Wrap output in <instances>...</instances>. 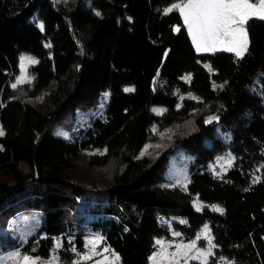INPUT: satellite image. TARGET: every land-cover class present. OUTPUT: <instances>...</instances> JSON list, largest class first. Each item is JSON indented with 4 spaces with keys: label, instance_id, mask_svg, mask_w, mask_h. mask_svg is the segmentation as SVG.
Listing matches in <instances>:
<instances>
[{
    "label": "trees",
    "instance_id": "trees-1",
    "mask_svg": "<svg viewBox=\"0 0 264 264\" xmlns=\"http://www.w3.org/2000/svg\"><path fill=\"white\" fill-rule=\"evenodd\" d=\"M177 1L77 0L65 11L54 0H0V223L19 210L40 213L25 253L49 258L55 237L64 244L73 237L81 251L88 227L120 257L115 264H150L155 239L170 235L160 220L170 214L188 219L189 228H181L187 236L197 218L208 220L216 258L264 264V20L248 21L242 58L199 54L179 11L163 12ZM35 11L42 31L31 20ZM22 52L37 58L27 84L49 91L45 105L24 101L21 89L9 86ZM257 76L261 93L249 89ZM174 89L200 100L183 99L179 107ZM107 90L102 115L86 130L69 139L52 132L76 109L95 108ZM152 106L165 112L152 114ZM212 112L217 119L203 122ZM154 124L180 130L139 157ZM178 149L193 159L186 191L162 185ZM226 150L235 161L216 176L208 163ZM194 196L222 213L195 211Z\"/></svg>",
    "mask_w": 264,
    "mask_h": 264
},
{
    "label": "rangeland",
    "instance_id": "rangeland-1",
    "mask_svg": "<svg viewBox=\"0 0 264 264\" xmlns=\"http://www.w3.org/2000/svg\"><path fill=\"white\" fill-rule=\"evenodd\" d=\"M56 4L60 5L65 11H68L77 0H54ZM255 2V0H253ZM179 3L178 2H172L169 5L165 6L163 8V12L166 13V10L171 8L174 4ZM89 5V2H86V6ZM168 13V12H167ZM31 20L34 22V24L41 29V20L39 19V13L36 11L33 14ZM175 29H178V27H175ZM43 28L41 29V31ZM189 34V32H188ZM81 36L84 35V33H80ZM190 36V34H189ZM190 39L192 41V38L190 36ZM45 47H49V44L45 41L44 42ZM196 50V49H195ZM197 52V50H196ZM197 53H210V52H197ZM214 53V52H211ZM23 57H30L37 61V58L31 54L22 52L19 54L18 57V68L19 72L18 74L9 82V86L14 90V92H17V90L21 89L22 94L19 97H22L24 101L30 102V103H36V104H43L45 105V99L46 95L48 94V90H40V91H34L31 90L28 87L27 83L19 84L15 89L12 87L13 84L17 82L18 79H20L23 75H27L28 80L31 82L33 79V75L30 72L29 68L33 66L36 63L29 64L27 62H24L23 68H22V58ZM202 66L209 72L213 73L214 70L212 69L211 65L208 62H203ZM186 77L191 78L190 73H184L182 76V79L186 82H189L190 80L186 79ZM260 76H257L253 84L249 87L250 91H256L258 93H261V85H260ZM29 83V82H28ZM214 86L216 83H214ZM134 89L132 85H125L123 87V90L125 92L126 89ZM173 93L178 96L179 104L178 106L182 105L183 99H192L194 101H199V97L195 95L192 92H179L178 89H174ZM20 98V99H22ZM109 98V91L102 92L100 96V101L98 105L95 108H90L87 110H81L76 109L74 112L73 117L65 116L60 123L56 124L52 132L55 135L62 136L66 139L69 138H75L79 135L80 130L84 129L86 130L91 121L98 116L102 115V112L106 106V102ZM262 104L264 106V99L262 100ZM150 112L155 115H162L165 110L162 107L159 106H152L150 108ZM210 117H216L217 115L215 112L209 113L205 116L203 119V122H208ZM216 120V119H215ZM213 121V120H212ZM188 126V125H187ZM191 129V128H190ZM189 129V130H190ZM0 130L3 131L2 124L0 122ZM180 130V127L169 125V126H159L157 124H154L150 127V135L152 136L151 140L147 141L144 147L139 152V157L143 154L149 153L152 148L158 149L162 146L166 145L169 140L171 139L172 134L176 131ZM215 133L219 135L222 139L229 142L231 140V134L229 131H223L219 127L215 128ZM2 135H0L1 137ZM147 149V151H145ZM100 152H103L102 150ZM231 160L233 162L235 161L234 155L229 151L226 150L218 155H216L211 162L208 163V169L216 176H222V174L231 166L228 165V161ZM193 163V159L191 156L185 154L181 149H178L174 153L171 154L168 161L167 170L164 176V182L162 185L166 187H178L181 190L186 191L187 185L189 183V175H190V168L191 164ZM14 189V188H13ZM12 189V190H13ZM197 205L200 206V210H197ZM192 206L195 211L201 212L205 206H207L211 211H216V208L222 209L218 204H208L205 205L201 201L197 199L196 196H194L192 200ZM5 207L4 209H6ZM162 222H164L170 231V235L167 239L163 238H157L155 239V252L151 255L153 257L156 255L160 249L161 245L157 242L160 241L163 243L164 246L167 248V252L169 254L176 252V246L177 245H187L192 242H195L198 249L207 251L208 248V239L205 238L202 234L204 232V229L207 227L209 229V236L212 240L211 230L212 226L211 223L206 220L205 218L199 217L197 218V229L194 235L187 236V231H183L181 228H189V221L187 218L182 216H173L170 214L163 215L160 219ZM41 222L40 213L37 211H31V212H25V211H16L12 216L8 217L5 222L0 223V264H3L4 261H6L9 257L19 254L20 257L23 256H30L37 260V264H114L117 261H114L113 251L109 249L106 245L102 243V238L100 234L97 231H93L89 229L88 227L84 228V239H83V245L81 246V251L77 250V244L76 241L71 237L70 239H67V243L64 244L63 239L61 237H55L53 241V248L51 256L47 259L40 258L38 256H32L23 250L22 246L25 243H28V240L35 235V232L37 228H39ZM179 235H176V234ZM197 237H200V239H197ZM96 238H99V243L95 245L96 252L95 254H92L90 252V249L93 247L88 243L89 240H94ZM212 244L215 245L212 241ZM59 245V247L57 246ZM215 247H213L212 252L213 255L208 257V264H230V260L224 259V258H216L215 257ZM69 249V252H72L74 254L73 258L71 259L65 257V255H62L59 250H67ZM107 249L108 251H104ZM195 251V250H194ZM116 254V253H114ZM91 255V259H84L85 256ZM117 255V254H116ZM191 255V254H190ZM150 257V264H153V261ZM107 258V259H105ZM13 264H22V261H16L13 262ZM164 264H167L165 261ZM181 264H184V261L181 260ZM188 264H200L199 260H189Z\"/></svg>",
    "mask_w": 264,
    "mask_h": 264
},
{
    "label": "snow or ice",
    "instance_id": "snow-or-ice-1",
    "mask_svg": "<svg viewBox=\"0 0 264 264\" xmlns=\"http://www.w3.org/2000/svg\"><path fill=\"white\" fill-rule=\"evenodd\" d=\"M174 9L180 12L197 52L227 51L234 52L239 58L244 56L249 47L246 27L248 21L253 18L264 20V0H255V2L253 0H180L179 3L167 9L165 14ZM97 14L99 15V13ZM40 27L42 29L43 25ZM24 62L37 63L30 57H23L22 68ZM186 79L190 80L191 78L186 77ZM28 82L30 81L25 74L12 87L15 89L19 84ZM126 91H134V89L130 88ZM215 119L217 118L210 117L208 122L211 123ZM3 134V131L0 130V135ZM231 163L232 161L229 160L228 165L231 166ZM197 210H200L199 205H197ZM215 210L221 213L223 211L220 208ZM202 235L208 239L207 251L198 249L196 243L192 242L187 245H177L176 252L169 254L166 246L158 241L161 249L151 257L153 264H164L165 261L167 264H181V260L184 261V264H188L189 260H199L200 264H208V257L213 255L212 249L215 245L212 244L207 227ZM88 243L93 246L90 252L95 254V245L99 243V238L89 240ZM57 246L59 247V245ZM113 256L114 261H119L118 255L113 253ZM84 259H91V255L85 256ZM16 261H22V264H37L36 259L30 256L20 257L18 253L9 257L3 264H13Z\"/></svg>",
    "mask_w": 264,
    "mask_h": 264
},
{
    "label": "crops",
    "instance_id": "crops-1",
    "mask_svg": "<svg viewBox=\"0 0 264 264\" xmlns=\"http://www.w3.org/2000/svg\"><path fill=\"white\" fill-rule=\"evenodd\" d=\"M178 2V1H177ZM180 2V1H179ZM180 13V12H179ZM181 15V14H180ZM181 18H182V16H181ZM182 22H183V24H184V26H185V28H186V30H187V26L185 25V23H184V20H183V18H182ZM187 32H188V30H187ZM192 44H193V42H192ZM193 46H194V44H193ZM194 49H196L195 48V46H194ZM231 53H233L234 55H235V53L234 52H231ZM236 56V55H235ZM237 57V56H236ZM239 58V57H238ZM156 241V240H155Z\"/></svg>",
    "mask_w": 264,
    "mask_h": 264
}]
</instances>
